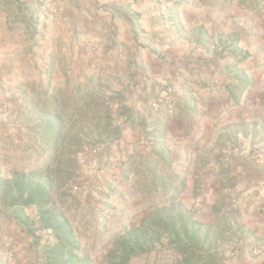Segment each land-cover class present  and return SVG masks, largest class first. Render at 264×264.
<instances>
[{
    "label": "rangeland",
    "instance_id": "obj_1",
    "mask_svg": "<svg viewBox=\"0 0 264 264\" xmlns=\"http://www.w3.org/2000/svg\"><path fill=\"white\" fill-rule=\"evenodd\" d=\"M182 1L212 33L162 31L217 64L181 81L150 0H0V264H53L69 232L88 264L259 255L245 217L264 159V0ZM251 70L259 91L243 90Z\"/></svg>",
    "mask_w": 264,
    "mask_h": 264
},
{
    "label": "crops",
    "instance_id": "obj_2",
    "mask_svg": "<svg viewBox=\"0 0 264 264\" xmlns=\"http://www.w3.org/2000/svg\"><path fill=\"white\" fill-rule=\"evenodd\" d=\"M171 1L172 0H166L165 2L164 0H150L152 7L153 8L156 7L157 12L159 14L154 10V12L156 13H153V15H151V19L149 18V20H152L151 24L155 29H160V31L156 33V35H158V38L160 37L165 38L168 43L167 48H170L177 55V59L172 65L173 75H175L176 79L182 81V79L185 76H188L190 73L210 74L214 72L215 66L217 64L215 63L217 61L215 60L216 59L215 55H211L206 52L199 53L198 52L199 45L196 42H192L191 40H186L183 42V44H181L180 46L178 45L176 47L175 43L179 42L178 37L174 36L173 34L169 36L168 34L162 31L161 25L165 21L166 25H169V24L176 25L177 24V26L179 25L180 27H183L186 29L188 28L190 32L191 31H200V32L206 31L209 35L212 33L211 30L209 29V25H206V23H204L202 16L197 14L196 7H194L191 3L188 4L182 1V3L178 2L176 4L174 3L175 0L173 1V3ZM159 5L161 7H159ZM173 12H178L180 15L175 16L172 14ZM114 16L115 17L113 20H116V15L114 14ZM178 17H180V21H178ZM86 18L90 19V21H94L93 17L89 15H87ZM94 24H97V23H94ZM212 47H215V46L213 45ZM4 55H6V53L5 54L3 53V56ZM223 59H224L225 65L229 63V62L225 63L227 60L232 59L233 66L237 67L238 70L242 69V64L244 61L252 62L253 60L250 57L246 60L245 59L242 60L240 58H236L234 54L230 55L229 53L228 55L223 54ZM160 67L162 69L161 68L159 69L164 70L162 66ZM244 67H249V70L252 69L251 64H248V63H245ZM159 69H156L155 71L158 72ZM163 73L164 71L159 72L160 75H162ZM248 77H249L250 82H249V85L243 88L244 91H252V90L259 91L263 88L262 83L261 85H259V83L256 80L254 81L251 80L250 77H252V70L249 71ZM209 107H211L212 110L213 109L218 110L217 105L215 106L213 104H210ZM209 112L207 113L208 115L210 114ZM256 166L259 167L261 170L254 171L251 169L247 173V180H246L247 182L246 185L248 187L247 196L250 198V201L247 204L248 213L245 217V220H246V225H247L248 230L252 232L254 235H257L259 237V239H257L255 242V243H258L259 255L254 258L250 256L248 252H245L243 259H241V261L238 262L239 264H264V189H263L264 159L260 163H258Z\"/></svg>",
    "mask_w": 264,
    "mask_h": 264
},
{
    "label": "trees",
    "instance_id": "obj_3",
    "mask_svg": "<svg viewBox=\"0 0 264 264\" xmlns=\"http://www.w3.org/2000/svg\"><path fill=\"white\" fill-rule=\"evenodd\" d=\"M42 202V194L39 193H29L27 198L24 201L25 205L35 203L40 204ZM24 216V215H19ZM57 216V215H56ZM22 220L25 222L28 220V217L24 216L22 217ZM42 220L47 224V226H52L55 231H58L59 227L61 228L64 223L59 222V220L56 218L53 222V219L46 216L45 212H42ZM70 231L71 229L68 228ZM68 235L69 239H66V241H63L62 244L58 245V249L55 251L53 250L51 253V259L53 260V264H88L87 258L85 255H79L75 252L77 249L76 241L73 238V235L71 232Z\"/></svg>",
    "mask_w": 264,
    "mask_h": 264
},
{
    "label": "built area",
    "instance_id": "obj_4",
    "mask_svg": "<svg viewBox=\"0 0 264 264\" xmlns=\"http://www.w3.org/2000/svg\"><path fill=\"white\" fill-rule=\"evenodd\" d=\"M263 189H264V186H263Z\"/></svg>",
    "mask_w": 264,
    "mask_h": 264
}]
</instances>
